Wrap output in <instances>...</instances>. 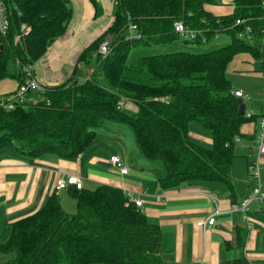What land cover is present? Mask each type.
<instances>
[{"label":"trees","instance_id":"trees-1","mask_svg":"<svg viewBox=\"0 0 264 264\" xmlns=\"http://www.w3.org/2000/svg\"><path fill=\"white\" fill-rule=\"evenodd\" d=\"M89 1L97 17L102 6ZM218 3L114 0L111 23L77 58L92 63L90 74L78 79L75 68L62 82L47 85L36 103L16 101L10 108L0 104V150L74 159L94 142L98 129L114 121L130 125L139 153L160 165L155 177L161 188L193 181H222L230 187L235 138L241 135V124L254 115L238 112L227 66L240 53L264 62V11L261 0H232L230 12L216 14L208 6ZM5 6L9 28L0 48V80L21 83L22 66L33 65L65 32L72 8L69 0H5ZM237 18L245 21L235 24ZM176 21L194 34L176 31ZM221 32L230 35L227 42L198 45ZM180 36L196 47L167 49ZM106 38L103 55L97 48ZM159 44L166 46L144 49ZM134 49L140 50L130 58ZM121 98L132 100L138 111L117 107ZM190 121L210 131L209 146L189 137ZM67 192L75 201L74 212H65L59 196L51 193L34 212L9 224L8 236L0 240V254L6 256L0 264L160 261L159 224L120 188L70 184ZM226 264L240 262L233 258Z\"/></svg>","mask_w":264,"mask_h":264},{"label":"crops","instance_id":"crops-1","mask_svg":"<svg viewBox=\"0 0 264 264\" xmlns=\"http://www.w3.org/2000/svg\"><path fill=\"white\" fill-rule=\"evenodd\" d=\"M98 1L102 12L93 17L94 8L89 0H69L72 15L67 29L32 65L40 82L58 84L84 62L77 61L81 51L113 19L114 0ZM231 1L219 0L218 4L208 7L216 14L230 12ZM96 18H100L99 25L93 27ZM240 54L243 56L237 60L239 64H233L232 59L227 71L244 75L232 85L250 94L243 102L245 111L254 116L240 126L241 135L235 141L229 169L230 187L222 181H193L176 188H161L155 177L160 165L144 158L131 142V148L127 145L126 149H120V141H113L116 130L110 124L113 122H107L98 129L100 132L97 130L94 142L74 159L50 154L29 157L10 149L0 150V240L8 236L11 222L34 212L51 193L59 196L61 205L62 202L70 204L68 199L71 198L75 211V201L67 192L70 184L56 189L55 182L60 176L77 174L82 186L93 188L105 183L120 188L131 198L142 200L140 209L161 229V264H226L233 258L240 264H264V200H250L245 211L231 208V203H239L252 190L254 180L249 172V159L257 151L254 137L264 113V84L255 80L264 79V62L256 65L250 54ZM89 64L92 65L89 61L84 67L88 74L92 71ZM17 84L12 78L1 79L0 98L14 91ZM204 140L211 142L208 137ZM112 153H117L128 164L126 174L110 165L108 158ZM260 180L264 186V153L260 155ZM208 216L214 217L208 228L196 224L197 220Z\"/></svg>","mask_w":264,"mask_h":264},{"label":"built area","instance_id":"built-area-1","mask_svg":"<svg viewBox=\"0 0 264 264\" xmlns=\"http://www.w3.org/2000/svg\"><path fill=\"white\" fill-rule=\"evenodd\" d=\"M261 4L264 5L261 0ZM245 18H237L235 20V24H239L244 22ZM9 28V19L6 11L5 0H0V48L2 47L3 40L7 34ZM174 29L180 33H184V35L192 36L194 33L190 30H186L183 27L181 21H176L174 23ZM23 33H26L27 29H22ZM245 32L247 33L250 30V27L246 25ZM264 35V28L262 29ZM133 35V34H132ZM130 35V36H132ZM241 35V34H239ZM18 37H15V40ZM108 38L102 40L97 48V51L101 54H106ZM22 72L24 79L21 83H18L15 90L8 94L5 98L1 99L0 104L4 107L10 108L13 106V102H22L28 101L31 103H36L38 99V95L42 97V93L46 90V84L39 81V79L33 73L32 65H23ZM262 75L264 76V70L262 71ZM231 92L240 98L242 101L248 100L250 98V94L245 92L241 88H233ZM124 99H120L117 102V107L122 108L124 106ZM246 115H250L248 111H244ZM239 140V137L235 138V141ZM255 145L257 147V151L254 154H251L249 159V172L251 177L254 180V184L252 186L251 193L245 196L239 203H231V208L233 210H241L245 211L247 209V205L252 199H257L259 201L264 200V186L260 180V155L264 153V113L261 115L258 127L256 130V134L254 137ZM110 165L117 169L120 173L126 174L129 171V166L125 163L117 153L110 154L109 158ZM69 184H74L76 187H81L82 182L77 174H69L65 177H58L55 182V188H66ZM128 195V199L132 201L135 206L139 207L142 205V200L140 198H131L130 194ZM159 199V196H156ZM214 222L213 216H208L205 219H200L196 221V224L201 226L203 229L208 228Z\"/></svg>","mask_w":264,"mask_h":264},{"label":"rangeland","instance_id":"rangeland-1","mask_svg":"<svg viewBox=\"0 0 264 264\" xmlns=\"http://www.w3.org/2000/svg\"><path fill=\"white\" fill-rule=\"evenodd\" d=\"M262 1H263V5H264V0H262ZM92 7H93V5H92ZM99 19L100 18H96V21L93 22V27L95 25H99V22H98ZM91 28H89V30ZM183 37L184 36H180L179 38H177L176 40H174L171 44H166L167 46H169V47H167V49H171V48H174L175 47V48L192 50V49H194L196 47V44L197 43L194 44L193 42H190V41H184L183 40L184 39ZM229 39H230V35L227 32H221L217 37L213 38L211 41H208L205 44H198V45H200L202 47L207 46V45L210 46L209 45L210 43H214V42H218V43H222L223 42L224 43V42H227ZM166 45H160V44L157 45V46H151L150 45V46L145 47L144 49L147 52L148 51H154V49H160L161 50V48L162 47H165ZM139 50L140 49L131 50L130 53H129L130 58H133V56H135L136 53L139 52ZM242 56H243L242 54L236 55L235 58H234L233 64H236V65L239 64V62L237 60L239 58H241ZM254 62H255L256 65L257 64H260L261 63V58H254ZM242 65H243V63H242ZM231 71L232 70H228L226 72V76H227V78L232 83H236L237 81L243 79L244 75H240L238 73H233V71L232 72ZM83 72H85V68L82 70V72L80 73V75H77L78 76V79L79 78L82 79V77H83L82 74H84ZM70 76H71V74H70ZM252 78L255 79V77H252ZM255 80L260 85H263L264 84V81H263L264 79L262 77L258 78V80L257 79H255ZM239 83H241V82H239ZM239 83H237V84H239ZM107 122H113V123H110L116 129L115 131H113V134H114L113 141H116V143H117V141H120L118 143L120 149H126L127 145H128V148H131L129 146V143L130 142L132 144H134V145L136 144V143H134V140H135V138H134V132H133V129H132V127L130 125H128L126 123H114V121H107ZM119 129H120V132L118 131ZM100 130H98V131L100 132ZM188 135H189V137L192 140L197 141L198 143H201L203 145L209 146L211 144V142H207L206 140H204L206 137L210 138V135H211L210 134V131L208 129L204 128L201 125V123L198 122V121H190L188 123ZM156 162H158V161H156ZM68 201L70 202V204L68 203L67 205L66 204L64 205L65 202H62L63 209L67 213H72V211H74L73 201H72L71 198L68 199ZM148 219L151 221V218H148ZM5 257L2 254H0V261H2L3 259H5ZM157 263H160V262H157Z\"/></svg>","mask_w":264,"mask_h":264},{"label":"water","instance_id":"water-1","mask_svg":"<svg viewBox=\"0 0 264 264\" xmlns=\"http://www.w3.org/2000/svg\"><path fill=\"white\" fill-rule=\"evenodd\" d=\"M22 28H24V24L22 25ZM84 67H85V63L84 62H80L78 64V68L76 70L77 75H80V73L82 72V70L84 69ZM88 67L90 69H92V65L91 64H89ZM83 73L85 75H88V72L87 71H85ZM238 103H239V105H238V112L239 113H243L245 111V103L240 98L238 99ZM123 108L125 110H129V111H132V112H137L138 111L137 105L132 100H130V99H126L125 100ZM155 264H161V263H155Z\"/></svg>","mask_w":264,"mask_h":264}]
</instances>
